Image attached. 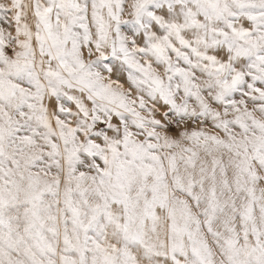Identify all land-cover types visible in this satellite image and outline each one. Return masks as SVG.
<instances>
[{
  "label": "snow or ice",
  "instance_id": "obj_1",
  "mask_svg": "<svg viewBox=\"0 0 264 264\" xmlns=\"http://www.w3.org/2000/svg\"><path fill=\"white\" fill-rule=\"evenodd\" d=\"M0 264H264V0H0Z\"/></svg>",
  "mask_w": 264,
  "mask_h": 264
}]
</instances>
